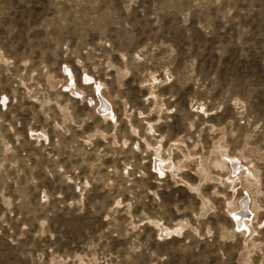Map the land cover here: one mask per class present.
<instances>
[{"label": "rangeland", "instance_id": "1", "mask_svg": "<svg viewBox=\"0 0 264 264\" xmlns=\"http://www.w3.org/2000/svg\"><path fill=\"white\" fill-rule=\"evenodd\" d=\"M0 264H264V0H0Z\"/></svg>", "mask_w": 264, "mask_h": 264}, {"label": "bare ground", "instance_id": "2", "mask_svg": "<svg viewBox=\"0 0 264 264\" xmlns=\"http://www.w3.org/2000/svg\"><path fill=\"white\" fill-rule=\"evenodd\" d=\"M106 103V102H105Z\"/></svg>", "mask_w": 264, "mask_h": 264}]
</instances>
